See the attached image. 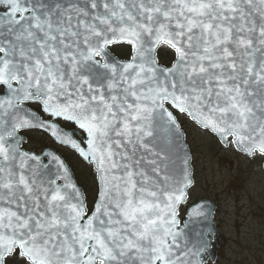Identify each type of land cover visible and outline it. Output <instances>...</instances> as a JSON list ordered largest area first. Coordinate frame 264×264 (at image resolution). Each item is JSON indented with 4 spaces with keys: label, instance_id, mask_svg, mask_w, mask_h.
<instances>
[{
    "label": "snow or ice",
    "instance_id": "snow-or-ice-1",
    "mask_svg": "<svg viewBox=\"0 0 264 264\" xmlns=\"http://www.w3.org/2000/svg\"><path fill=\"white\" fill-rule=\"evenodd\" d=\"M181 118L264 167V0H0V264H205Z\"/></svg>",
    "mask_w": 264,
    "mask_h": 264
},
{
    "label": "rangeland",
    "instance_id": "rangeland-1",
    "mask_svg": "<svg viewBox=\"0 0 264 264\" xmlns=\"http://www.w3.org/2000/svg\"><path fill=\"white\" fill-rule=\"evenodd\" d=\"M181 124L194 176L190 199L181 208V217L189 205L210 196L215 205L213 218L220 241L213 264H264V170L261 164L222 147L212 135L186 119L181 118ZM27 136V146L37 151L50 146L48 137L43 134L33 132ZM55 149L91 199L94 183L88 166L70 151Z\"/></svg>",
    "mask_w": 264,
    "mask_h": 264
},
{
    "label": "water",
    "instance_id": "water-1",
    "mask_svg": "<svg viewBox=\"0 0 264 264\" xmlns=\"http://www.w3.org/2000/svg\"><path fill=\"white\" fill-rule=\"evenodd\" d=\"M198 128V127H197ZM187 145V143H186ZM188 147V145H187ZM191 155V154H190ZM78 156V155H77ZM80 159V158H79ZM81 160V159H80ZM82 161V160H81ZM84 162V161H83ZM85 163V162H84ZM261 168L264 170V167L261 166ZM197 202H203L204 206L206 207V209L210 210L211 211V215L209 217V219L207 221H205L202 225H199V224H194V225H191L192 228H197V227H204V228H208L209 226H211L212 229H214V235H215V240L217 241V233H216V228H215V221L213 220V215H214V212H215V205L213 204L210 196L206 195L204 198H201L199 200H197L196 202L194 203H197ZM193 204V203H192ZM190 206V205H189ZM188 206V207H189ZM187 207V208H188ZM186 208V210H187ZM186 218V211H185V214H184V219L182 220L181 222V226H183V222ZM207 256L209 257L210 261L211 262H214L215 260V250H211L209 249V252L207 253ZM207 262V260H206Z\"/></svg>",
    "mask_w": 264,
    "mask_h": 264
},
{
    "label": "flooded vegetation",
    "instance_id": "flooded-vegetation-1",
    "mask_svg": "<svg viewBox=\"0 0 264 264\" xmlns=\"http://www.w3.org/2000/svg\"><path fill=\"white\" fill-rule=\"evenodd\" d=\"M114 54H116V55H120L121 54V50L120 49H114ZM37 133H39V132H37ZM40 134H42V133H40ZM44 135V134H43ZM44 136H46V135H44ZM48 139V141H49V143H50V146H47V147H49V148H52V146H54L55 148L56 147H59V148H62V147H60L59 145H57L54 141H52L50 138H47ZM52 148L53 150H55L56 151V149L55 148ZM63 149H65V148H63ZM66 150V149H65ZM180 217H181V215H180ZM219 245H220V242H219V244H218V248L216 249V256H218V251H219ZM212 248L214 249L215 248V244L213 243L212 244Z\"/></svg>",
    "mask_w": 264,
    "mask_h": 264
}]
</instances>
